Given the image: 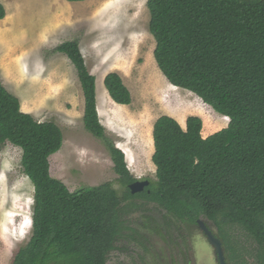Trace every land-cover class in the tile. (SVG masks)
Wrapping results in <instances>:
<instances>
[{"label":"trees","instance_id":"16d2710c","mask_svg":"<svg viewBox=\"0 0 264 264\" xmlns=\"http://www.w3.org/2000/svg\"><path fill=\"white\" fill-rule=\"evenodd\" d=\"M147 7L161 73L229 118L228 127L204 139L200 117L190 116L184 129L175 118L161 116L153 129L157 180L132 195L129 186L138 180L101 123L96 77L79 41L62 43L54 51L77 72L84 127L104 144L126 189L122 196L105 183L71 192L50 171V158L64 144L61 128L23 112L0 78V146L22 150L23 173L34 186L32 236L12 264H108L127 245L144 247L140 242L147 238L127 217L128 201L135 199L155 204L166 219L194 226L199 219L211 222L231 264H264V0H148ZM6 17L0 4V21ZM104 85L117 105L132 104L118 73L108 74Z\"/></svg>","mask_w":264,"mask_h":264},{"label":"rangeland","instance_id":"374dc122","mask_svg":"<svg viewBox=\"0 0 264 264\" xmlns=\"http://www.w3.org/2000/svg\"><path fill=\"white\" fill-rule=\"evenodd\" d=\"M147 2L9 0L3 4L7 19L0 23V78L20 99L23 112L61 128L64 144L50 158V171L71 192L105 183L113 184L122 196L126 189L104 144L84 127L85 99L77 72L67 56L54 51L62 43L79 41L96 77L101 123L138 181L157 180L153 129L161 116L175 118L184 129L190 116H198L203 136L207 128L215 134L230 123L193 93L171 86L161 73ZM113 72L130 90V106L119 109L110 103L104 80ZM224 122L227 126L221 125ZM21 160V149L11 143L0 146V264H12L32 236L34 186L23 173ZM128 206V219L147 241H139L144 247L127 245L128 251L113 254L108 264H181L186 259L218 264L215 249L198 226L166 219L155 204L142 199L129 200ZM203 220L218 235L217 228ZM235 231L245 238L239 229Z\"/></svg>","mask_w":264,"mask_h":264},{"label":"water","instance_id":"95a60500","mask_svg":"<svg viewBox=\"0 0 264 264\" xmlns=\"http://www.w3.org/2000/svg\"><path fill=\"white\" fill-rule=\"evenodd\" d=\"M151 183L149 181H136L129 186L132 195L144 192ZM198 227L207 237L211 246L215 249L218 261L220 264H229V256L227 254L225 245L220 235L215 234L212 229L206 224L203 219L198 220Z\"/></svg>","mask_w":264,"mask_h":264},{"label":"crops","instance_id":"0c3cea01","mask_svg":"<svg viewBox=\"0 0 264 264\" xmlns=\"http://www.w3.org/2000/svg\"><path fill=\"white\" fill-rule=\"evenodd\" d=\"M7 1H9V0H4V1H3L4 3L2 2L1 4H4V5L6 6L5 3H6ZM6 19H7V18H6ZM6 19H5V20H6ZM1 22H3V21H0V23H1ZM221 125H222V126H224V125L227 126V123L224 122V123H222ZM207 129H208V132H207L208 134H207V136H203L204 139H206V138H208L209 136H211V135L214 134V133H211V128H207ZM203 134H204V133H202V135H203Z\"/></svg>","mask_w":264,"mask_h":264},{"label":"flooded vegetation","instance_id":"af4514ba","mask_svg":"<svg viewBox=\"0 0 264 264\" xmlns=\"http://www.w3.org/2000/svg\"><path fill=\"white\" fill-rule=\"evenodd\" d=\"M132 244H135V243H132ZM132 244H131V245H132ZM131 245H130V246H131ZM115 253H119V252H114L113 254H115ZM217 259H218V257H217ZM181 264H194V263L191 262V259H186V260H185L183 263H181ZM218 264H220L219 261H218Z\"/></svg>","mask_w":264,"mask_h":264},{"label":"bare ground","instance_id":"6f19581e","mask_svg":"<svg viewBox=\"0 0 264 264\" xmlns=\"http://www.w3.org/2000/svg\"><path fill=\"white\" fill-rule=\"evenodd\" d=\"M170 85H171V84H170ZM171 86H172V85H171ZM174 88H177V87H174ZM177 89H179V88H177ZM108 96H109V95H108ZM109 99H110V97H109ZM110 100H111V99H110ZM110 103H112V104H113V106H115V107H117V108H119V109H120V108H123V107H125V106H120V105H117V104H116V103H114V101H112V100H111V102H110ZM165 103H166V102H165ZM165 103H164V104H165ZM164 107H165V106H164ZM164 109H165V108H164ZM228 119H229V118H228Z\"/></svg>","mask_w":264,"mask_h":264}]
</instances>
